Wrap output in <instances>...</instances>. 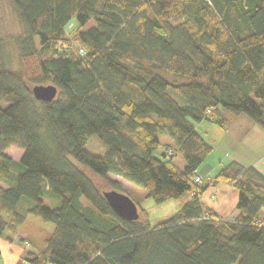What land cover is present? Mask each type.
<instances>
[{
  "label": "trees",
  "instance_id": "16d2710c",
  "mask_svg": "<svg viewBox=\"0 0 264 264\" xmlns=\"http://www.w3.org/2000/svg\"><path fill=\"white\" fill-rule=\"evenodd\" d=\"M10 1L24 33L19 70L0 61V239L32 215L54 228L26 231L30 264H264V173L233 160L199 175L214 147L192 122L245 114L264 129V0ZM93 136L105 154L86 149ZM110 174L158 203L191 198L156 225L139 207L126 220L104 196L123 192ZM219 184L238 191L235 217L202 200Z\"/></svg>",
  "mask_w": 264,
  "mask_h": 264
},
{
  "label": "rangeland",
  "instance_id": "374dc122",
  "mask_svg": "<svg viewBox=\"0 0 264 264\" xmlns=\"http://www.w3.org/2000/svg\"><path fill=\"white\" fill-rule=\"evenodd\" d=\"M91 24L86 28L90 27ZM70 27H73V23L70 24ZM23 33L24 24L11 1L0 0V61H3L8 68L16 71L19 70L20 66L19 40ZM226 114L228 117L226 127L208 121L196 122L192 120L197 130L214 147L213 153L197 171L198 174L205 179L208 177L207 174H211L209 172L212 171V167L217 165L222 167L233 160L239 161L245 166L258 165L259 168H264V129L245 114H241L240 116H235L231 113ZM161 139L163 142L169 140L166 136H163ZM86 149L98 155H103L107 151V148L96 136L90 139L86 145ZM5 152L17 161L20 160L23 154V150L15 146L7 148ZM175 164L179 168L184 166V160L181 155L175 157ZM214 172L216 173L217 170ZM91 176L97 184L102 186L105 190H109V187L101 178L95 175ZM210 176L212 175H209V177ZM108 178L122 182L123 192L127 193L140 209H144L147 212L151 225L166 221L191 198L190 193L187 192L181 198L158 203L153 198L148 197L143 188L130 181L113 174L108 175ZM208 190H211V188ZM219 190H221V188ZM233 191L234 198L233 195L230 196V200L227 202V208L235 207L237 204L238 191L234 188ZM219 192L218 196L220 198L222 196L219 195ZM209 194L210 192L208 191L204 197ZM215 197L216 195L214 197L212 196L211 199H215ZM44 200L45 203L51 207L61 203V197L55 195L50 190L44 192ZM25 201L26 203H30L28 200ZM53 228L54 225L52 223L44 222L38 217L29 215L24 229L20 233H26L28 230V232L35 233L37 230L41 232H38L35 236L40 238L42 237L41 234L43 236L50 234ZM26 239H28V237H26ZM22 246L26 249H30L25 242ZM34 249L36 248L34 247ZM23 263L30 264L27 261Z\"/></svg>",
  "mask_w": 264,
  "mask_h": 264
},
{
  "label": "crops",
  "instance_id": "0c3cea01",
  "mask_svg": "<svg viewBox=\"0 0 264 264\" xmlns=\"http://www.w3.org/2000/svg\"><path fill=\"white\" fill-rule=\"evenodd\" d=\"M221 168L222 167H219L218 165L212 167V171L209 172L211 174H207V176L216 175ZM260 169L264 173V168ZM215 170H217L216 173L214 172ZM220 188L221 190H219ZM208 191L210 192V194L204 197ZM219 191H221L222 193ZM207 192L202 197L204 204L214 208L218 213H220L224 217L232 218L237 215L235 211L236 206L232 208H227V202L230 200V196L233 195L234 198V191L233 188L230 187V185L219 184L217 186H212L211 190H207ZM218 192L219 195L222 197L219 198ZM212 194H214V196L216 195L217 198L215 197V199H211ZM25 236L27 237L26 233H19L13 238L12 241L7 240L6 237L0 239V247L2 251V254L0 255V264H25L23 263L25 260L22 258L23 251L25 250V248L22 246L25 242L24 240H26Z\"/></svg>",
  "mask_w": 264,
  "mask_h": 264
},
{
  "label": "water",
  "instance_id": "95a60500",
  "mask_svg": "<svg viewBox=\"0 0 264 264\" xmlns=\"http://www.w3.org/2000/svg\"><path fill=\"white\" fill-rule=\"evenodd\" d=\"M32 91L38 100L52 101L57 96V87L54 85H36ZM108 203L113 210L126 220H137L140 216L138 205L124 192L110 190L104 192Z\"/></svg>",
  "mask_w": 264,
  "mask_h": 264
},
{
  "label": "built area",
  "instance_id": "2783aa9c",
  "mask_svg": "<svg viewBox=\"0 0 264 264\" xmlns=\"http://www.w3.org/2000/svg\"><path fill=\"white\" fill-rule=\"evenodd\" d=\"M197 180H199V178H197Z\"/></svg>",
  "mask_w": 264,
  "mask_h": 264
}]
</instances>
